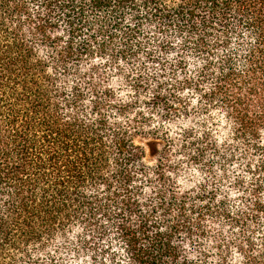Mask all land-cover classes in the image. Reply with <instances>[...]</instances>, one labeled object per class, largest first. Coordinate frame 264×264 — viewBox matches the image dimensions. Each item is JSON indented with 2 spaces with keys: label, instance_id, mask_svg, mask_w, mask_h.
<instances>
[{
  "label": "trees",
  "instance_id": "trees-1",
  "mask_svg": "<svg viewBox=\"0 0 264 264\" xmlns=\"http://www.w3.org/2000/svg\"><path fill=\"white\" fill-rule=\"evenodd\" d=\"M0 264H264V0H0Z\"/></svg>",
  "mask_w": 264,
  "mask_h": 264
}]
</instances>
